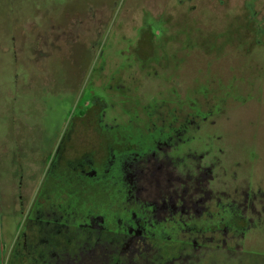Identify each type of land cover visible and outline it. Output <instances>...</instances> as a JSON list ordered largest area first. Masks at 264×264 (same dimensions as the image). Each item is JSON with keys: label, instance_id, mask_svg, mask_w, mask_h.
<instances>
[{"label": "rangeland", "instance_id": "obj_1", "mask_svg": "<svg viewBox=\"0 0 264 264\" xmlns=\"http://www.w3.org/2000/svg\"><path fill=\"white\" fill-rule=\"evenodd\" d=\"M71 117L69 157L98 161L119 130L148 147L115 178L127 202L206 229L167 264H264V0H0V264ZM137 233L74 264H143Z\"/></svg>", "mask_w": 264, "mask_h": 264}, {"label": "flooded vegetation", "instance_id": "obj_2", "mask_svg": "<svg viewBox=\"0 0 264 264\" xmlns=\"http://www.w3.org/2000/svg\"><path fill=\"white\" fill-rule=\"evenodd\" d=\"M85 112L86 110L78 113L84 115ZM74 118H69L61 127L53 150L45 162L42 180L37 184L40 186L35 188L29 199L13 245L15 264H74L79 250L85 246L86 251L95 249L98 254L104 255L109 252L118 260L125 253H121L126 238L122 236H130L136 229L139 230L136 243L141 250L134 254L137 259L143 255V264H167L169 262L165 261L168 260L174 262L186 256L185 251L190 245L200 247L199 243L194 240L192 242V234L200 237L199 233L206 230H203L204 226L198 230L199 227L196 229L191 226L190 221L176 226V218H166L169 213L163 216L161 222L150 224L147 213L148 208L152 210V204L139 202L136 211L122 196L127 188L115 179L118 173L122 177V162L131 154H138L148 147L144 144L135 149L137 143L136 146L129 143L127 136L120 135L119 130H116V140L110 142L109 137L108 141L105 140L104 151L98 161L87 154L69 157L65 150L72 147L70 133L75 128ZM51 187L56 200L46 194ZM50 199L54 204L49 203ZM217 207L215 214L221 216L219 224L209 227L213 232L223 231L224 228L221 222L224 218V205L219 202ZM93 215L102 217L101 232L108 236L100 233L106 237L105 241L98 238V232L93 228ZM242 224L243 220L236 218L231 226L235 229ZM172 231L179 233L175 232L174 236ZM203 237L207 238L205 234ZM101 241L112 242L116 249L108 250L106 246H97Z\"/></svg>", "mask_w": 264, "mask_h": 264}]
</instances>
